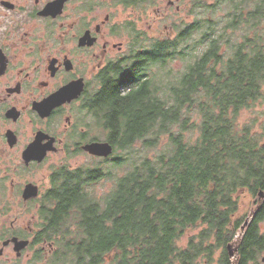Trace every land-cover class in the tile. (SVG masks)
<instances>
[{
	"label": "trees",
	"instance_id": "trees-1",
	"mask_svg": "<svg viewBox=\"0 0 264 264\" xmlns=\"http://www.w3.org/2000/svg\"><path fill=\"white\" fill-rule=\"evenodd\" d=\"M196 4L198 17L173 23V35L150 37L130 22V92L120 96L112 80L101 101L129 129L130 138L118 136V148L138 141L153 147L162 134L169 143L133 164L100 206L55 211L53 226L70 238L55 241L50 264H197L199 257L212 264L218 248V264H232L227 245L248 216L239 215L240 197L264 190L262 135L238 121L264 101V0ZM224 5L223 16H210ZM175 60L181 70L173 72ZM184 130L197 135L186 141ZM263 221L264 202L241 235L236 264H260ZM198 226L180 246L181 236Z\"/></svg>",
	"mask_w": 264,
	"mask_h": 264
},
{
	"label": "flooded vegetation",
	"instance_id": "flooded-vegetation-1",
	"mask_svg": "<svg viewBox=\"0 0 264 264\" xmlns=\"http://www.w3.org/2000/svg\"><path fill=\"white\" fill-rule=\"evenodd\" d=\"M131 1L0 0V264H50L55 241L70 238L55 211L100 206L97 187L123 164L129 129L101 94L112 80L130 92V14L119 12ZM104 142L112 153L90 152Z\"/></svg>",
	"mask_w": 264,
	"mask_h": 264
},
{
	"label": "rangeland",
	"instance_id": "rangeland-1",
	"mask_svg": "<svg viewBox=\"0 0 264 264\" xmlns=\"http://www.w3.org/2000/svg\"><path fill=\"white\" fill-rule=\"evenodd\" d=\"M152 2V3H151ZM198 0H177L174 3L172 8H167L166 0H149L144 3H140L134 5V7L120 8V13L124 18H128L130 14V22L132 21L138 29H144L143 33L148 34L150 37H164L166 35H173L175 33V29H173V23L182 26V23L191 22L195 17H198V5L196 4ZM214 2V0H207V3L210 5ZM253 2V1H251ZM179 5V10L176 11L175 5ZM194 4H196L197 8H194ZM251 7V5L249 6ZM228 10L227 5L222 6L216 12H211L210 16L214 19H218V17L223 16ZM230 10V9H229ZM140 14L141 16L138 17L137 15ZM243 14H246V10L243 11ZM239 35V34H238ZM131 39V34H130ZM155 67V66H154ZM153 67V68H154ZM172 71L174 70H181V62L179 60H175L171 62ZM256 106L250 109H244L239 116V124H246L252 125L253 130L256 134H261L262 137L259 140V143H264V101L263 102H256ZM184 112H187V109H184ZM194 122H199V117L197 116L196 112L192 113L191 119ZM173 125L172 127L175 131H178L179 127ZM185 140H190L197 135L196 130H184L182 132ZM143 142L138 141L133 144L132 147L124 148V149H117V155L124 154L125 159L122 165H115L112 167L114 171V176L112 178L104 179L102 181V186H98L96 193L98 195H104L109 192V190L115 185L116 176L121 177L123 176L126 171L130 169V167L142 160L145 157L154 158L157 154L161 153L162 149H165L168 146V139L166 134L160 135V137L154 142L155 146L146 148ZM128 157V159H127ZM81 159H75L73 162L78 163ZM102 167L107 170L110 167V164L107 163L106 165L102 164ZM115 179V180H114ZM264 191V190H263ZM255 201L256 198L252 197L249 194H246L243 198L240 197V210L239 215H248L252 210L255 208ZM250 216V215H249ZM30 216L26 215L25 219H28ZM27 223V222H24ZM260 230L264 232V221L259 225ZM200 226L188 229L179 239L178 244L180 246L186 245L189 240L190 236L196 235L200 231ZM242 232H238V235L234 239V243L240 239ZM221 254V249L218 248L214 254V262L212 264H218V259ZM264 257V251L258 257V261L260 264H264L261 260ZM232 261H235V257H232ZM106 264V263H104ZM197 264H205V259L203 257H199L197 260Z\"/></svg>",
	"mask_w": 264,
	"mask_h": 264
},
{
	"label": "water",
	"instance_id": "water-1",
	"mask_svg": "<svg viewBox=\"0 0 264 264\" xmlns=\"http://www.w3.org/2000/svg\"><path fill=\"white\" fill-rule=\"evenodd\" d=\"M89 149H90V152L94 153V154H97V155H103V156H107L109 155L110 153H112V147L104 142L102 144H91L88 146ZM258 196H259V200L261 201V197L264 196V191L261 190L258 192ZM252 214V212L250 213ZM249 222V219L247 218L244 223L242 224V226L240 227V231L239 232H243L246 228V225L248 224ZM236 247L235 248H232V243L231 244H228V252H229V255L232 256L234 254V252H236ZM263 260H264V257H263Z\"/></svg>",
	"mask_w": 264,
	"mask_h": 264
},
{
	"label": "bare ground",
	"instance_id": "bare-ground-1",
	"mask_svg": "<svg viewBox=\"0 0 264 264\" xmlns=\"http://www.w3.org/2000/svg\"><path fill=\"white\" fill-rule=\"evenodd\" d=\"M251 212H252V214H248V216L246 217V219H247V218L249 219V222L252 220V217H253V215H254V210H252ZM251 212H250V213H251ZM249 215H250V216H249ZM246 219H245V220H246ZM245 220H244V221H245ZM249 222H248V223H249ZM243 223H244V222H243ZM247 225H248V224H247ZM247 225H246V227H247ZM241 226H242V225H241ZM239 231H240V229H239ZM242 233H243V232H242ZM240 238H241V237H240ZM239 242H240V239L237 240L236 243H234V241H232V242L229 243V244L232 243V248H235V247H236V250H237L236 252H234V254H233L232 256L229 255L231 258H232V257H235V261H232V264H236V261H237V253H238ZM227 249H228V245H227ZM228 254H229V252H228Z\"/></svg>",
	"mask_w": 264,
	"mask_h": 264
}]
</instances>
